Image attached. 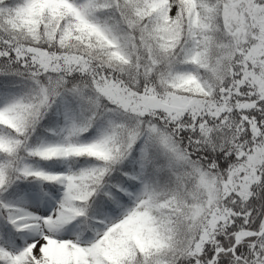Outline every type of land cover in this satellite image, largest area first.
Segmentation results:
<instances>
[{
	"label": "snow or ice",
	"instance_id": "1",
	"mask_svg": "<svg viewBox=\"0 0 264 264\" xmlns=\"http://www.w3.org/2000/svg\"><path fill=\"white\" fill-rule=\"evenodd\" d=\"M0 264H264V0H0Z\"/></svg>",
	"mask_w": 264,
	"mask_h": 264
}]
</instances>
